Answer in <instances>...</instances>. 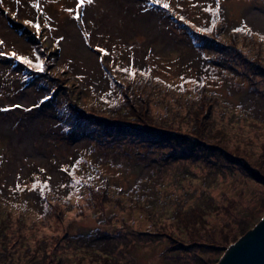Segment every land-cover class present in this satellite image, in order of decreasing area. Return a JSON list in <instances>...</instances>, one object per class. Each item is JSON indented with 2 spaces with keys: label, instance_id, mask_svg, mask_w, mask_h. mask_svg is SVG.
<instances>
[{
  "label": "rangeland",
  "instance_id": "rangeland-1",
  "mask_svg": "<svg viewBox=\"0 0 264 264\" xmlns=\"http://www.w3.org/2000/svg\"><path fill=\"white\" fill-rule=\"evenodd\" d=\"M151 2L93 0L92 4L80 9L82 20H76L75 13L67 10H75L77 0H39V8L34 7L36 0H20L19 3L17 0H0V40L3 41L0 52L14 51L22 56L33 54L34 44L40 39L37 36L43 34L41 39L46 44V52L51 56L50 61L55 63L53 67L57 68L54 74L60 70V63L67 66L68 73L72 75L66 84L78 92L82 89L78 96L81 101L94 100L109 86L105 65L111 68L132 64L145 67L180 87L195 85L197 77L207 73L209 65H212L218 68V76L222 74V77L208 83V89L215 90L221 99L241 103L242 113L251 114L248 116L251 126L248 133L257 132L258 142H264V125L260 124L264 120V91L231 67L227 74H223L221 65L224 60L229 64V58L218 56L213 46L205 45L208 51L196 47L187 30L181 27L183 24H206L210 14L206 7L218 3L228 28L247 25L252 31L263 33L264 0H167L169 9ZM35 23L41 25L43 33H38ZM100 49H105L108 54ZM210 55L217 58V63L209 59ZM15 62L11 55L0 56V105L4 106V109L0 108V198L4 196L7 201L0 214V264H37L32 260L42 259L49 252L56 261L64 250L72 254L77 244L85 248L95 243L94 246L106 248L117 243V240L108 238L98 239L102 232L109 230H122L123 234L118 239L121 248L126 237L137 241L128 254L131 264H217L227 249L207 250L196 242L197 238L207 242L215 235H222L217 238L221 240L219 243L229 242V247L263 218L264 189L248 183L256 179L250 172L251 166L261 173L258 165L264 164L263 158L256 157L257 153L247 156L248 159L243 158L245 154L241 156L246 165L243 161L235 168L224 167L225 170L220 172V184L226 181V187L221 188L223 192L213 190L207 194L209 206L205 210H192L190 219L182 208L175 207L176 212L172 215L166 209L152 210L150 218L146 219L135 213L138 206L129 197L124 199L126 207H121L116 197L109 200L115 191L117 194L123 191L116 185L123 187L127 194L141 193L142 189L135 186L141 180L148 181L149 167H145L144 160L140 161L135 152L132 156L126 155V161L114 150H91L86 136L76 138L65 134L53 105L39 106L43 90L38 91L33 84L22 88L18 77L20 67ZM16 86L21 88L17 90ZM137 97H133V101ZM177 97V93L170 96L172 104L176 103ZM223 132L222 138L226 141L220 138V142L233 140L232 136L225 135L226 131ZM82 153L88 159L83 168L89 166L96 175V193L89 200L86 199L88 194L85 198L72 195L68 202L54 200V204L46 209L41 207L36 190H29L33 179L37 175H47L52 187H61L63 166L77 162ZM136 162L143 168L132 169L135 164L131 163ZM91 164L95 166L92 168ZM78 166L80 164L76 168ZM186 170L188 167L181 165L177 173L182 177ZM210 174L216 183L215 172ZM15 180H20L23 191H16ZM216 201L221 206L216 205ZM122 212L127 216L123 217ZM133 213L138 217V224ZM47 216L63 219L67 229L63 231L59 220L53 222ZM205 218L208 221L209 218L215 219L214 222L209 221L213 225L209 228L217 229L215 235L211 231L208 233V229L203 230L199 224L200 227L195 229L191 227L200 219L205 228ZM165 223L168 225H163ZM63 234L67 237L72 235L74 239L78 234L80 237L70 239L64 246L61 242L56 244V239L60 241Z\"/></svg>",
  "mask_w": 264,
  "mask_h": 264
},
{
  "label": "trees",
  "instance_id": "trees-1",
  "mask_svg": "<svg viewBox=\"0 0 264 264\" xmlns=\"http://www.w3.org/2000/svg\"><path fill=\"white\" fill-rule=\"evenodd\" d=\"M206 8L218 9L219 11H210L209 20L204 25L183 24L181 27L187 30L196 47L208 51L205 45H210L216 48L218 56L224 59L229 58V64L226 63L227 60H224L225 63L221 65L223 74H227V69L231 67L237 73L243 74L249 83L252 85L255 83V87H260V90L264 91V39H262L264 32H254L247 25L228 28L218 3ZM202 28H209L210 31H198ZM235 29L244 30L234 31ZM38 33L43 32L39 29ZM42 35L37 36L40 39H37L34 44L35 53L25 57L35 62L39 56V59L44 62L43 71L14 58L16 65L19 64L20 67L18 77L22 83V88L33 84L32 86L38 91L43 90L44 95L41 97L39 106L53 105L65 134H70L76 138L86 136L85 140L90 142L93 148L91 150H99L100 152L114 150L116 154H121L125 159L126 155L132 156V153L135 152V155L140 156V161L144 160L145 167H149L148 181L145 182L140 179L141 181L135 186L142 189L141 193L127 194L123 187L115 184L117 189L123 191L118 192V194L115 191L114 196L109 200L112 201L116 197L121 207H126L124 199L129 197L131 201L135 202V206H138L136 208L138 210H134L135 213L140 216L143 215L146 219L150 218L152 210L162 209L165 211L166 209L172 215L176 212L174 207L182 208L187 219H190L192 210L196 208L205 210L209 206V195L207 194L213 190L223 192L221 188L226 187V181L220 184L222 182L220 172L225 170L224 167L231 168L232 166L235 168L242 165L240 163L244 160L241 156L244 154L243 158L245 159H248L247 156L256 153L258 159H264V142H258L257 137L259 135L257 132L248 133L249 128H251L248 124L250 122L248 116L251 114L242 113L244 109L241 103L230 102L223 97L221 99L215 90L208 89V83H213L214 79H221L222 77V74L218 76L216 70L218 68L209 65L207 73L204 72L200 77H197L195 85L180 87L176 86V83L168 82L155 75L152 70L145 67L133 64L129 66L136 70V75L132 77L130 74L119 70L129 67L111 68L105 65L104 73L109 86L94 100L81 101L78 96L82 89L78 92L76 89L73 90L72 85L66 84L72 75L68 73V67L60 63V70L54 74L57 68L53 67L55 63L50 61L51 56L46 52V44L41 39ZM208 57L213 59V62L217 61V58L212 55ZM66 73L69 75L66 76ZM20 88L17 87V90ZM249 89L255 91L254 88L251 89V85H249ZM137 90L139 92H136ZM171 93H177L178 97L174 100L176 101L175 104L171 102ZM133 97H137V100L133 101ZM16 105L21 107L19 104ZM0 108L4 109V106L0 105ZM22 109L25 110L26 107L22 106ZM27 109L30 108L27 107ZM260 124L264 125V120L260 121ZM223 131H226L225 135L232 136L233 140L220 142L218 140L220 138L222 141H226V138H222ZM216 152L223 155L216 156ZM83 156L84 153L78 157L77 162H72L68 167L63 166L64 174L61 184L64 187L59 186L56 190L50 184L47 175H37L33 179V183L37 180L47 181L51 188V191H45L44 195H41L39 189L36 190L37 200L41 207L46 209L48 205L54 204V200L64 199L68 202L70 200L66 197L69 194L82 198L88 194L86 199L89 200L96 193L94 191L96 182H98L95 178L96 175H93V172L88 168L89 166L83 168L88 161ZM120 163L122 164V162ZM74 164H80V166L76 168L77 165L74 166ZM126 164L129 166L127 162ZM133 164L135 166L132 169L143 168L138 162L131 163V165ZM91 165L92 168L95 166L94 164ZM181 165L188 167V171L186 170L182 177L177 173ZM251 167L250 172L253 176L255 175L256 179L250 180L248 183H255L257 186H261L259 188L264 189V164L258 165L261 173H258L254 166ZM66 169L67 171H65ZM212 171L215 172L216 183H213L211 178L210 173ZM76 180L81 181V183L74 186ZM18 181L20 180H15L14 183L18 184ZM111 185L113 186V184ZM235 186L239 185L236 184ZM253 186L255 187V185ZM164 196L172 198L166 200ZM2 197L4 200L0 198V214L7 204L6 197ZM178 199H183V201ZM216 205L221 206L217 201ZM122 209L124 210V208ZM122 213L123 217L127 216H124L126 212ZM130 213H132L131 210ZM134 215L133 213L135 223L138 224L136 222L138 217ZM47 217L53 222L59 220L63 231L64 228L67 229L63 219H56L53 216ZM205 220L207 228H204L200 219L191 227L195 229L201 226L203 230L208 229V233L211 231L215 235L217 229L209 228L213 227L209 221L214 222L215 219L209 218L208 221L205 218ZM163 225L167 226L168 224ZM105 232H102L98 239L102 241L107 240V238L117 240L115 245L112 244V246L105 248V246H94L95 243H92L91 246L86 245L84 248V245H78L76 242L77 247L72 254L64 250L62 253L60 252L61 254L56 258V261H54L55 258L51 252L45 254L42 259L35 258L32 261H37V264H131V260L130 263L128 261L130 258L128 254H131V247L136 246L137 241H132L126 237L124 247L121 248L118 239L123 234L122 230ZM32 236H34L33 231ZM70 237L64 236V234L60 235V241L56 239V244L61 242V246H64L70 239L75 240L80 237V234L75 239L72 235ZM220 237L222 235H215L211 241L207 242H202V238H197L196 242L207 250L219 247L226 250L229 242L225 241L220 244L221 240L217 239ZM9 264L16 263L10 262Z\"/></svg>",
  "mask_w": 264,
  "mask_h": 264
},
{
  "label": "water",
  "instance_id": "water-1",
  "mask_svg": "<svg viewBox=\"0 0 264 264\" xmlns=\"http://www.w3.org/2000/svg\"><path fill=\"white\" fill-rule=\"evenodd\" d=\"M217 264H264V216L227 248Z\"/></svg>",
  "mask_w": 264,
  "mask_h": 264
},
{
  "label": "snow or ice",
  "instance_id": "snow-or-ice-1",
  "mask_svg": "<svg viewBox=\"0 0 264 264\" xmlns=\"http://www.w3.org/2000/svg\"><path fill=\"white\" fill-rule=\"evenodd\" d=\"M17 2L19 3L20 0H17ZM93 3V0H77V7L75 10L73 9H68L67 11L69 12H74V19L76 20H82V13L80 11V9L86 5H90ZM153 4H158V5H162L163 8L165 9H169L170 8V4L167 2V0H152ZM39 0H36V3L34 4V7L39 8ZM209 11H213V12H218V9H207ZM180 19H184L183 17H180ZM25 23L27 24H32L33 21H25ZM37 30L40 29L41 25L39 23H35L34 25ZM213 27H215V25L213 24ZM244 29H235L234 31H243ZM198 31H202V32H207L210 31L209 28H202V29H198ZM85 35H88L87 33H85ZM60 39H63V37H61ZM262 39H264V37H262ZM3 44V41L0 40V45ZM101 52H104L105 54H108L106 52L105 49H100ZM4 55H11L12 57L22 61L23 63L31 66V67H35L40 69L41 71L44 70L43 64L44 62L42 60L39 59V56H37V60L35 62H33L32 60H30L29 58L22 56V55H18L16 52H11V53H5V52H0V56H4ZM120 71L126 72L128 74H130L132 77H134L136 75V70L132 67L129 68H123V69H119ZM147 74V73H145ZM67 171V169L65 170ZM50 179V178H49ZM91 179V177H90ZM81 183V181L76 180L74 186L79 185ZM26 187V186H25ZM61 187H64V185H61ZM40 190L41 195L45 194V191H51V188L48 184L47 181L41 182L39 180L35 181L32 185V188L29 190ZM24 187H22L19 183L16 186V191H23ZM66 199H71V194H69L68 197H66Z\"/></svg>",
  "mask_w": 264,
  "mask_h": 264
}]
</instances>
